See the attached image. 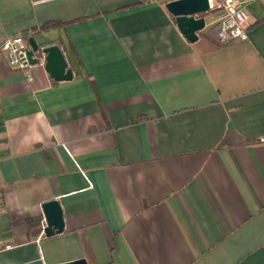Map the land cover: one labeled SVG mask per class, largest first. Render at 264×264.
Segmentation results:
<instances>
[{
  "label": "crops",
  "instance_id": "obj_1",
  "mask_svg": "<svg viewBox=\"0 0 264 264\" xmlns=\"http://www.w3.org/2000/svg\"><path fill=\"white\" fill-rule=\"evenodd\" d=\"M170 1L0 0V264H264V0L228 43L222 8L190 41ZM16 35L73 79L14 69Z\"/></svg>",
  "mask_w": 264,
  "mask_h": 264
},
{
  "label": "water",
  "instance_id": "obj_2",
  "mask_svg": "<svg viewBox=\"0 0 264 264\" xmlns=\"http://www.w3.org/2000/svg\"><path fill=\"white\" fill-rule=\"evenodd\" d=\"M168 10L175 16L180 31L190 40L198 38V31L206 25L203 14L211 10L210 0H173L167 3ZM29 46L26 49V57L32 65L45 59L46 70L57 81L73 79L74 72L69 68L68 61L58 44L42 46L35 37L28 39ZM43 212L46 221L44 232L51 236L64 230V216L58 200L52 199L43 204ZM23 264H44L42 259L26 262ZM62 264H88L86 259H76Z\"/></svg>",
  "mask_w": 264,
  "mask_h": 264
},
{
  "label": "built area",
  "instance_id": "obj_3",
  "mask_svg": "<svg viewBox=\"0 0 264 264\" xmlns=\"http://www.w3.org/2000/svg\"><path fill=\"white\" fill-rule=\"evenodd\" d=\"M258 0H222L214 3L210 0L211 9L216 7L222 8L223 13L217 21V36L220 43H228L232 41H242L248 39V20L250 14V5ZM27 40L22 35H16L7 38L1 45V49L5 52L9 64L14 69L25 71L28 79L32 80L30 68L32 64L28 62L26 57V49L28 48ZM44 59L41 58L40 61ZM264 142V135L259 137ZM13 244L4 240L0 231V251L11 249Z\"/></svg>",
  "mask_w": 264,
  "mask_h": 264
},
{
  "label": "trees",
  "instance_id": "obj_4",
  "mask_svg": "<svg viewBox=\"0 0 264 264\" xmlns=\"http://www.w3.org/2000/svg\"><path fill=\"white\" fill-rule=\"evenodd\" d=\"M30 223H31L32 225H34V223H36V221H33V220H32Z\"/></svg>",
  "mask_w": 264,
  "mask_h": 264
}]
</instances>
